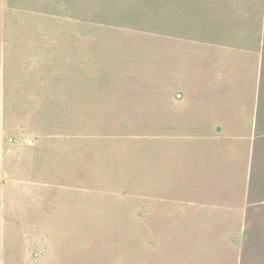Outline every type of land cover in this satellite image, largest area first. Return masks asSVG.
Here are the masks:
<instances>
[{"label": "rangeland", "instance_id": "obj_1", "mask_svg": "<svg viewBox=\"0 0 264 264\" xmlns=\"http://www.w3.org/2000/svg\"><path fill=\"white\" fill-rule=\"evenodd\" d=\"M0 264H264V0H0Z\"/></svg>", "mask_w": 264, "mask_h": 264}]
</instances>
